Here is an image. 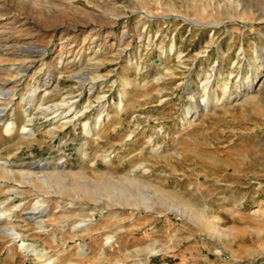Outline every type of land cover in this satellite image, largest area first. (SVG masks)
<instances>
[{
    "label": "rangeland",
    "instance_id": "374dc122",
    "mask_svg": "<svg viewBox=\"0 0 264 264\" xmlns=\"http://www.w3.org/2000/svg\"><path fill=\"white\" fill-rule=\"evenodd\" d=\"M0 114V264H264V0H0Z\"/></svg>",
    "mask_w": 264,
    "mask_h": 264
},
{
    "label": "bare ground",
    "instance_id": "6f19581e",
    "mask_svg": "<svg viewBox=\"0 0 264 264\" xmlns=\"http://www.w3.org/2000/svg\"><path fill=\"white\" fill-rule=\"evenodd\" d=\"M0 117H1V114H0ZM8 128H9V126H8ZM37 167H43L41 164H38V166ZM31 173V172H30ZM29 175V174H28ZM36 210H33V211H30V212H28L29 214H38V213H40V212H42L41 210H38L37 211V207L35 208ZM199 208L198 209H196L195 210V212L196 213H198V214H200V212H199ZM4 211V210H3ZM201 211V210H200ZM5 212V211H4ZM42 213H44V211L42 212ZM202 215V214H201ZM200 216V215H199ZM7 217V214H2L1 213V210H0V222L1 221H3L5 218ZM203 217H205V215L203 216ZM29 219H33V217H30ZM200 220V219H199ZM198 221V220H197ZM202 221V220H201ZM204 221V220H203ZM199 223H200V221H199ZM201 224V223H200ZM203 225V224H202ZM15 227V226H14ZM204 227V226H203ZM206 228V227H205ZM15 229V228H14ZM0 231H1V233H3L4 234V237H7V236H10V241H14V240H16V239H18L19 238V234L20 233H17V232H15V230H12V228H1L0 229ZM18 231V230H17ZM19 232V231H18ZM2 234V235H3ZM25 251H27L28 253H36V255L38 256V258L39 259H43L44 258V256H46L44 253H42V252H40V251H38L37 249H35L34 247H26V250ZM82 253H79V255H81ZM83 255V254H82ZM81 255V256H82ZM58 260H60V258L58 257L57 259H55V261L54 262H52V264H58ZM47 261V260H46ZM49 261V260H48ZM47 261V262H48ZM48 264V263H47Z\"/></svg>",
    "mask_w": 264,
    "mask_h": 264
}]
</instances>
